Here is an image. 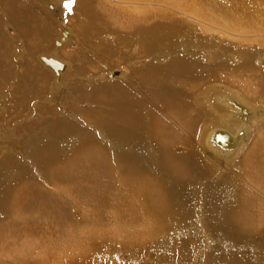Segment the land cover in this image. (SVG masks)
Listing matches in <instances>:
<instances>
[{
	"label": "bare ground",
	"instance_id": "bare-ground-1",
	"mask_svg": "<svg viewBox=\"0 0 264 264\" xmlns=\"http://www.w3.org/2000/svg\"><path fill=\"white\" fill-rule=\"evenodd\" d=\"M23 1H13L22 10L18 18L4 15L1 25L2 28L8 22L17 27L25 39L28 40L27 35L32 38L29 43L32 47L24 55L23 68L21 50L26 46L18 45L15 54H10L7 43L15 34L0 33V84L11 81L10 74L14 80L23 83L18 88L21 96L14 98L12 107L19 111L24 106L22 112L19 111L20 121L15 124L14 134L9 132V127L0 129L4 132L3 140L9 142L8 145L14 141L16 149L23 152L19 156L0 160V264H118L112 259L108 262L104 260L105 255L113 252L114 246L120 249L123 246L131 251L139 245L140 237L147 238L137 232L143 221L148 219H141L139 211L140 204L148 205L146 200H150L149 211L151 216H155L149 221H155L157 228L164 222L171 223L169 221L174 216H179V226L187 221L186 226L191 224L192 228V224L198 223L199 228L203 214L193 213L190 208L186 211L187 207L182 204L191 206L189 200L192 204L201 203L212 195L221 213H210V220L212 217L219 220L222 212H228L225 214L230 215L229 224L236 226L230 232L238 237L239 243L243 238L264 230V131L251 148L255 153H248L239 162V168H244L246 174L242 179H235L236 184L241 182L238 206L229 209L218 203L220 192L226 191L224 188L231 176L232 161L253 140L256 125L264 119V107L250 103L256 102L255 98L245 95L249 102L235 90H227L226 86L220 87L218 93H214L215 87L209 88L207 91H213V94L209 92L211 96H204L203 92L193 99V87L203 82L202 73L196 70L201 65L186 57L200 52L201 45L211 49L212 42L206 47L203 44L205 41L198 39L196 29L190 27L193 23L174 20L166 11L134 6L162 4L167 7L171 4L186 17H189V7L176 0H76L75 4L71 0H58L56 5L48 0L49 15L46 10L33 5L32 0ZM259 2L262 4L264 1ZM10 3V0H0V9H5ZM112 3H119V9ZM64 6H70L74 14L72 22L75 27H82L86 39L100 37L98 43L93 44L99 46L98 50H103L102 58L97 54L92 56V60L89 57L79 61V45L82 43L79 35L68 30L66 41L63 42L62 37L57 38L62 47L76 46L71 53L72 60L82 63L80 74H87L80 78L77 75L79 81L71 76L72 82L64 83L65 89H72L69 95L62 93L60 87L63 84L51 83L54 77L65 78L67 67L60 61L43 56L40 58L44 66L39 64L41 70L37 72V69L29 67L32 58L40 63L39 54L50 46L51 32H41L47 28L54 29L57 25L54 22H59L61 12L67 9ZM19 21L24 22V26ZM250 26L252 28L246 27L250 33L261 32L258 27ZM219 28L224 32L236 30L223 21L219 22ZM109 34L113 40L106 42L103 37ZM53 50L56 51L55 48ZM5 56L7 59L14 57L10 59V64ZM261 64L264 65V59ZM18 65L21 66V75H18ZM120 66H127L130 76L99 82L103 72ZM86 68H91V74ZM240 70L242 74L253 72L241 67ZM232 80L237 85L243 83L236 76ZM50 84L55 85L53 90L60 96L53 95ZM44 85L46 87L41 91ZM173 87L177 90L174 91ZM12 92L10 88L4 94L14 96ZM30 97H34V102ZM63 97L67 100L61 107V103H57ZM35 98L42 99L35 101ZM155 98L167 101L164 107L162 102L153 105L151 99ZM190 100H198L196 104L207 108L216 120L212 125L200 126V134L194 139L197 145L193 146L184 134V131L189 134L184 126L193 120L189 118L192 112ZM38 101L45 106L39 107ZM63 106L65 108L60 109ZM6 107L0 109V121L3 120L4 124L10 120L12 113L11 107L8 113L3 114ZM30 108L32 113V109L28 112ZM92 130L96 134H92ZM217 131L226 132L231 139L219 138ZM58 147L63 150L58 151ZM122 148L130 151L142 149L146 155L151 153L145 159L155 169L156 181L141 176V170L133 165L136 160L126 162L122 159ZM115 149L119 150V154L115 153ZM173 151L177 152V156H173ZM47 167L51 173L48 177L44 172ZM7 169L10 174L5 172ZM198 171L210 179H202ZM215 171L218 173L208 176ZM37 173L44 175L50 188L29 181ZM222 173L227 174L224 176L226 180L219 182ZM168 178H172V185H167ZM162 183L163 191L159 187ZM191 185L194 188L190 189ZM176 196V209L166 210V204L169 205ZM76 208L85 213L80 220L75 214ZM92 213L96 214L95 218H92ZM161 217L162 220L159 219ZM217 220L214 221L216 224ZM173 222L171 224L177 221ZM21 228L24 231H20ZM21 233L29 238H38L31 240L36 244L29 241L25 247V242L20 239Z\"/></svg>",
	"mask_w": 264,
	"mask_h": 264
},
{
	"label": "rangeland",
	"instance_id": "rangeland-1",
	"mask_svg": "<svg viewBox=\"0 0 264 264\" xmlns=\"http://www.w3.org/2000/svg\"><path fill=\"white\" fill-rule=\"evenodd\" d=\"M10 1L11 3L6 5L5 9L3 10L0 9L1 10L0 11V28L4 21V15H7L9 17L14 15L18 18L19 13H22V10L16 4L13 3L14 0H10ZM21 1L22 3H24L23 0ZM52 1L54 2V5L59 3L58 0H52ZM108 1L111 2V0H108ZM176 1L189 7V12H188L189 17H186L187 15H185L183 12H180L178 9L173 8L174 6L171 4H167L168 8L162 4H154V5L139 4V6L137 5L134 7L141 8V9L155 10V11L156 10L166 11L168 12L169 15H171L172 18H175L174 20L186 21L187 23H190V24L193 23L192 26L190 27L192 29L193 28L196 29V35L198 39L204 40L205 43L203 44L206 47L208 46V44H210V42H212L211 49L207 50L205 48H202V45H201V48H199L201 50L200 52L198 51L196 52V54H190L186 57L187 60L189 59L192 61L194 59L195 61L200 62V65H201L200 68L196 70H198L199 73H202L203 82L199 86L193 87V91L191 92L192 98L194 99L195 97L200 96V94L203 92H204L203 94L204 96L210 95L209 92L213 94L212 90L207 91L209 88H213V87H215L214 93H218L220 87L226 86L228 87L227 90L229 88H231L230 91L235 90L238 94H241L245 98V100H248V98L246 97L248 96L251 99L255 98V100L258 103L257 105L261 104L260 102H262L264 105V69H263L264 65L261 64V60L264 59V26H263L264 25V2L261 4L259 0H176ZM31 2L37 8L43 11L46 10L45 12L49 14L50 2L48 4V0L47 1L46 0H32ZM112 4L113 5L116 4L119 9V3H115V4L112 3ZM127 6H132V5H127ZM64 7H66L67 9L63 10L62 12L60 11L61 12V15L59 16L60 20L59 22H54V23H57L56 26L54 25V29L47 28L41 32V33L51 32L52 35L50 36L51 37L50 46L47 49H44L43 52L40 53L39 54L40 56L38 57L42 58L43 56L44 57L46 56V58L48 59L50 58L56 59L57 61H60L64 66L67 67V71H65L64 77L67 78L68 80L65 78L58 79V76H57V78L54 77L52 79L51 83L54 82L57 84H63V86L60 87L62 88L61 90L62 93L69 95L72 89L70 88L71 89L70 90V89L64 88L65 84L68 83L67 81L71 80L72 82L73 77H75L76 81H79L78 76L80 78V76H83L86 73L80 74L79 68L82 66V63L77 62V60H72L71 53L75 51L76 46L72 44V45H66L62 47L61 45H59L60 39L58 40L57 38L62 37L63 42L66 41L69 38L68 30L73 31L75 35L77 36L79 35L78 38L79 40L82 41V43H80L79 45L80 50H81L80 51L81 57L79 58V61H82L83 60L82 58L89 59V57H91V60H92V56H96L97 54L99 55L100 58H102L103 50L102 51L98 50L99 46H97L96 44H93V43H98V40L100 37L95 36L93 40L86 39L84 33H82L83 32L82 27H78V25H76L77 27L76 28L74 25V22H72L74 14H72L71 12L72 9L69 8L70 6H64ZM220 21L230 24V26L234 27V29L236 30H227L224 32V30L219 28ZM21 24L24 26V22ZM26 25L27 24H25V26ZM39 25H40V22H39ZM250 25L254 27H258V30H261V32L250 33L248 31L249 29L246 28L247 26L252 28ZM1 29L2 30L0 31V33L4 32L6 34H11V33L15 34V36L12 39L9 38L8 43H7L9 46V49H11L10 54H15L18 45L22 44L24 47L25 46L27 47L21 50V52L23 53V56L21 55V62H22L21 66L23 68V64H24L23 62L25 59L24 55L26 56L29 53L28 48L32 47L29 45V43H31L32 38L31 37L29 38V35H27L28 40H30L28 41L27 38L26 39L24 38V35L22 36L18 32L17 27H15L14 25L8 22L5 23ZM40 30L41 28L38 31ZM22 38L27 41L23 40ZM103 38L106 42L107 40L109 41L113 40V37L110 34L109 36L103 37ZM200 44L202 43L200 42ZM204 45L203 47H205ZM53 48H55L56 51L53 50ZM25 51L27 52L24 53ZM215 56H217L218 58ZM11 58L13 59L14 57L11 56ZM41 58L39 59L40 63L38 59L32 58L33 61H31L32 63L29 64V67L31 68L33 67L37 69V72L41 70L39 67V64L40 65L43 64L42 63L43 60ZM8 59L6 58V61L10 64L12 61ZM32 64H34V66ZM35 65H38V67ZM18 66L16 67L19 70L18 75H21L22 73L20 71L21 66L20 65ZM240 67L250 69L253 72L252 73L247 72V73L242 74V70H240ZM16 68L14 67L15 70ZM49 69L53 70L50 67ZM88 69L86 68V70L89 71L88 73L91 74V68H88ZM223 74H225V76ZM122 76L124 77L130 76V70L128 69L127 66H123V67L120 66L116 70L113 69L107 73L103 72V76L100 77L98 80L99 82H105L107 81V79H111L115 81L116 80L115 78L119 79ZM233 76H236L239 79V81L241 80L243 83H240V85L234 84L232 80ZM10 78H11V81L9 82L5 81L0 84V104H3L2 106H0V109L7 106L5 113L2 112L3 114L8 113L7 110H9L14 104L13 103L14 98L16 96L18 98L21 96V94L19 93L20 90H18V88L20 84L22 85L23 83H20V81L14 80L13 75L11 74H10ZM52 85H51V88L53 91V95L60 96L54 92L55 90L53 89L55 85L54 84ZM178 86L180 87L181 85H178ZM45 87L46 86L44 85L41 91H43ZM10 88L12 89L13 91L12 93L14 94V96H10L9 94L8 96H6L4 94V92L6 93V91H9ZM173 89L174 91L177 90L175 87H173ZM17 92L18 94H16ZM65 97H63L64 98L63 100L62 98H60L59 99L60 102L58 101L57 103V104L61 103V107L64 103H66L67 99ZM42 98H35V101L41 100ZM155 99H151L152 100L151 103L153 105L155 104L160 105L163 103L162 107H164V103L167 102V101H164V99L162 98L161 100L159 98H155ZM30 100L34 102V97L32 98L30 97ZM38 102H39V107L45 106V103H43L42 101H41L42 104L40 103V101ZM190 102L192 105V112L189 118L193 120L191 121L189 125L184 126L189 132L188 134L186 131H184V134H185V137L191 141V146H193V145H197L194 142V139L198 138L200 134V132H198L200 126L212 125L211 123L216 122V120H214L213 116L210 115L211 112L208 111L207 108L204 109L202 108L201 105L196 104L198 100L196 101L190 100ZM87 105L89 106V103ZM61 107L60 109L65 108V106H63V108ZM22 108H24V106H21L19 108V111L22 112L21 110ZM31 109L32 108L28 109L29 113ZM178 109H182V108L178 107ZM19 111L13 110V107H12V111H11L12 113L9 115L10 120H8L7 124L6 123L4 124V122H1L3 120H1L0 129L4 130L5 126L7 128L9 127L11 129V130L8 129L9 132L14 134L16 132L15 124L19 123L20 121L18 117L21 115V112ZM32 112H33V109L31 113ZM259 123L260 124H257L255 127L254 136H253V140L251 141V143L247 145L244 152L237 159L232 161L234 164L232 165L230 169L231 174L230 173L229 174L231 176L229 177L230 179L228 181V185H225V188H224L226 189V191L220 190L221 191L220 199L218 203L223 206L230 207V209H232L234 206H238L239 202L237 201V198L239 197V194L241 191L240 189L241 182L238 185L236 184L235 179L239 177L242 179L244 174H246V170L244 168H239V162H241V160L246 155H248V153H251V154L255 153V151H252L251 148L253 147L256 140L259 139L262 134V132L259 131L260 128L264 127L263 120ZM246 124L249 125L250 123L249 124L246 123ZM19 125L20 124H18L17 126ZM20 126L22 127V125ZM0 132H1L0 135L2 136V137L0 136V160L5 157L8 158L14 155L19 156L20 154L23 153L19 149H16V146H15L16 144L14 141L13 142L10 141V145H8L9 142H6L3 140L4 132L1 130ZM221 132L217 131L218 135H220L219 138L220 137H222V139L226 138V140L231 139V137L224 135L223 134L224 132L223 133ZM91 133L96 134V131L92 130ZM247 137H248V132H247ZM224 144L226 145L227 143L224 142ZM186 146L188 147V145ZM183 147H185V145ZM57 150L62 151L63 149L61 147H58ZM114 151L115 153L119 154V152H117L119 151L118 149H115ZM120 152H121V158L125 159L126 162H128L129 160L131 161V159H133L134 162L135 160L137 161V163H133V165L137 166V168L141 170L142 177H144L145 179L148 178L151 181H154V180L156 181L155 179L156 171L150 164L147 163V160L145 159V158L150 157L151 153H148V155H146V152L142 151V149H138V150L132 149V151H130L128 148H122ZM173 153H174L173 156H177V152L173 151ZM64 154H65V149H64ZM132 155L136 157L133 158L131 157ZM116 157H118L117 154H116ZM21 160H22V163L25 169V165H24L25 162H23L24 159L22 158ZM114 162L115 164L117 163V161H114ZM26 165L29 166L28 164ZM8 171H9L8 169L7 171L5 170L7 174H10L11 172L8 173ZM44 172L47 175V177L50 176L51 174L49 167H47ZM198 173L201 175V171H198ZM217 173L218 172L215 171L213 174H210L208 176H211ZM101 175L103 176V178L105 177L104 174H101ZM225 175L227 174L222 173V175H220L221 177H220L219 182L226 180V177H224ZM201 178L206 179V180L210 179L202 175H201ZM44 179L45 178L42 173H37L34 176H32L29 179V181L31 183L35 182L41 186L50 188L51 187L50 184ZM158 186L159 185L157 184V188ZM231 186H234L235 188ZM159 187L163 191V188H164L163 183ZM208 190H209V186H208ZM133 202L136 203V200H134ZM146 202L148 203V205L146 203L140 204L141 209L139 211H140L141 219H144V217L148 219H146L147 221L146 220L143 221V224H141L140 226V230L137 232L139 233L140 236L143 235V237H147V238L140 237L141 240H140V243H138L139 245L134 246L131 251L126 249L123 246H121V249L120 247L117 248L116 246H114L113 252H110L107 255H105L104 257L105 261L108 262L112 259L116 261L118 264H264V232L261 231V233H254L252 235H249L243 238L242 241L239 243L237 241L238 237L233 235L230 232V230L236 228V226L232 225L231 223L229 224L228 217H230V215L227 216L225 214L228 212L226 211L224 213L222 212L223 215L222 217L219 218V220L214 219L213 217L210 220V216L209 215L207 216L209 207L210 208L217 207L215 204H212L214 202L206 201L204 203H195L194 207H188L193 213H196L197 211L199 212L201 211L203 213L202 219H200L201 221H200L199 228L197 227L198 223H196L197 225L192 224V228H191V224L186 226L187 221H186V224L182 222V225L179 226L178 225L179 216H174L169 221L171 223H174L173 221H177L176 224H171V223H168L167 221L166 223L164 222V225L157 228L154 226V225H157L155 221L154 222L149 221L151 220L152 217L154 218L155 216L154 215L151 216V213L149 211L150 208L148 206L150 205V200H146ZM177 203H178V196L173 197V199L170 201V204L169 205L166 204V207H167L166 210L176 209L175 206L177 205ZM188 208L186 209V211H189ZM75 214L79 220L81 219L80 216L85 215V213L84 212L82 213V210L80 211L79 208L75 209ZM92 214H91L92 218H95L96 214L94 213ZM198 216L200 215L198 214ZM159 219L162 220L163 217ZM216 220L218 224L214 222ZM22 228L20 231L24 229ZM22 235L23 234L21 233L20 239H23V241L25 242L24 244L25 247H27L28 245L27 242L29 241L31 242V240L36 239L34 237L29 238L26 236V234L23 236ZM36 240H38V238ZM171 240H174L175 242L167 243ZM33 244H36V243H33ZM24 245L22 246V249L25 248ZM169 246L172 248L167 249ZM174 247H176V249H174ZM25 254H27V252H25Z\"/></svg>",
	"mask_w": 264,
	"mask_h": 264
},
{
	"label": "crops",
	"instance_id": "crops-1",
	"mask_svg": "<svg viewBox=\"0 0 264 264\" xmlns=\"http://www.w3.org/2000/svg\"><path fill=\"white\" fill-rule=\"evenodd\" d=\"M216 99V98H215ZM261 99V98H260ZM262 100V99H261ZM249 101V100H248ZM250 102V101H249ZM250 103H252V104H254V105H256V106H263L264 107V105H263V103L262 102H260L261 104H259V105H257L258 103H257V101L256 102H250ZM240 105H242V104H240ZM243 106V105H242ZM250 111V110H249ZM263 121H264V119H263ZM260 126V125H259ZM262 131V133H263V131H264V127H261L260 128ZM261 136H262V134H261ZM173 180H172V178H168L167 179V185H172V182ZM191 188H194V186H192L191 185V187H190V189ZM206 201H212V202H214V199H213V196L211 195L210 197H208V198H204L203 200H202V202L201 203H204V202H206ZM189 203L191 204V206H189L188 204H182V205H184V206H186L187 208L188 207H194V204H192V201L191 200H189ZM212 204H215L216 206H217V204L214 202V203H212ZM187 208H185V209H187ZM229 209H230V207H229ZM207 210V209H206ZM224 211V210H223ZM197 212H199V211H197ZM200 213H202L201 211H200ZM210 213H221L219 210H218V208L217 207H215V208H208V212H207V215H210ZM203 214V213H202ZM219 217H221V216H219ZM263 232H264V230H263Z\"/></svg>",
	"mask_w": 264,
	"mask_h": 264
},
{
	"label": "water",
	"instance_id": "water-1",
	"mask_svg": "<svg viewBox=\"0 0 264 264\" xmlns=\"http://www.w3.org/2000/svg\"><path fill=\"white\" fill-rule=\"evenodd\" d=\"M55 66L57 67V64H55ZM63 68H65V67H62L61 69H63ZM227 102H229V100L227 99ZM237 107L239 108V109H241V107H240V105H237ZM221 132V131H220ZM224 135H226L227 133L226 132H224L223 133ZM227 136V135H226ZM229 136V135H228ZM239 136H242L241 134L239 135ZM243 137V136H242ZM240 141V140H239ZM235 147V146H234ZM233 147V148H234ZM222 148V147H221ZM223 150H225L224 148H222Z\"/></svg>",
	"mask_w": 264,
	"mask_h": 264
},
{
	"label": "snow or ice",
	"instance_id": "snow-or-ice-1",
	"mask_svg": "<svg viewBox=\"0 0 264 264\" xmlns=\"http://www.w3.org/2000/svg\"><path fill=\"white\" fill-rule=\"evenodd\" d=\"M71 3H72V4H75V3H76V0H71Z\"/></svg>",
	"mask_w": 264,
	"mask_h": 264
}]
</instances>
